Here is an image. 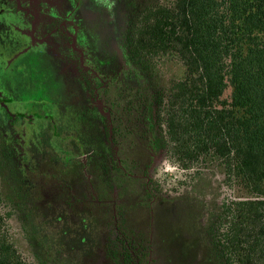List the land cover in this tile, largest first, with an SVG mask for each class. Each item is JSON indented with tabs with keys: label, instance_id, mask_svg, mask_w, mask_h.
<instances>
[{
	"label": "rangeland",
	"instance_id": "obj_1",
	"mask_svg": "<svg viewBox=\"0 0 264 264\" xmlns=\"http://www.w3.org/2000/svg\"><path fill=\"white\" fill-rule=\"evenodd\" d=\"M160 1L0 0V182L17 203L2 194L0 213L22 260L200 264L203 246L213 247L205 211L196 215V186L204 180L215 191L212 169L183 170L165 146L141 161L145 204L136 193L118 195L134 182L119 165L106 94L147 85L126 63L120 37L128 13ZM153 124L161 140L156 117ZM152 199L168 205V234L154 244L146 241ZM187 210L188 225L174 233L169 225Z\"/></svg>",
	"mask_w": 264,
	"mask_h": 264
},
{
	"label": "trees",
	"instance_id": "obj_2",
	"mask_svg": "<svg viewBox=\"0 0 264 264\" xmlns=\"http://www.w3.org/2000/svg\"><path fill=\"white\" fill-rule=\"evenodd\" d=\"M120 43L147 85L104 91L119 165L134 182L118 195L136 193L137 205L145 204L141 161L166 146L181 169L214 173V192L204 190V180L196 186V215L205 211L214 237L200 264H264V0H161L128 13ZM5 199L17 205L12 195ZM167 206L152 199L147 242L166 234ZM187 212L169 225L174 233L188 225ZM7 224L0 213V264H33L18 254Z\"/></svg>",
	"mask_w": 264,
	"mask_h": 264
}]
</instances>
